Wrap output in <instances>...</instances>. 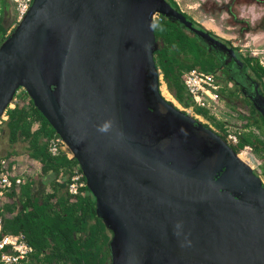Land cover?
Segmentation results:
<instances>
[{"label":"water","instance_id":"obj_1","mask_svg":"<svg viewBox=\"0 0 264 264\" xmlns=\"http://www.w3.org/2000/svg\"><path fill=\"white\" fill-rule=\"evenodd\" d=\"M156 12L225 50L264 116L233 47L167 0H32L0 41V116L22 86L65 141L109 228L110 264H264V182L162 94Z\"/></svg>","mask_w":264,"mask_h":264},{"label":"trees","instance_id":"obj_2","mask_svg":"<svg viewBox=\"0 0 264 264\" xmlns=\"http://www.w3.org/2000/svg\"><path fill=\"white\" fill-rule=\"evenodd\" d=\"M167 1L180 9L175 0ZM4 8H7L6 0H0V41L7 30L3 21ZM154 34L162 40L154 52L156 66L168 91L181 105L188 107L193 103L183 83L184 70L198 66L215 71L216 59L197 36L189 35L182 26L164 15L154 21ZM239 56L253 78L264 86V65L258 57L252 54ZM194 111L205 113L197 106H194ZM5 113L7 118L3 121L4 125H0V131L6 128L10 144L27 141L23 156L28 161V169L25 171L26 181L7 190L0 235L23 232L33 245V251L21 264H110L109 228L98 212L94 196L86 184L76 194L66 188L77 164L76 159L63 150L56 154L47 150V137L54 129L31 99L29 103L8 107ZM35 120L40 123L37 127L33 126ZM253 138L251 133L241 132L239 142L232 147L238 151L242 145L249 143L254 153L261 148L264 150V139ZM17 153L12 148L3 155L7 157ZM34 162L40 174H51L49 187L44 186L39 196H33L31 191L36 172L31 171ZM82 178L85 179L84 176Z\"/></svg>","mask_w":264,"mask_h":264},{"label":"built area","instance_id":"obj_3","mask_svg":"<svg viewBox=\"0 0 264 264\" xmlns=\"http://www.w3.org/2000/svg\"><path fill=\"white\" fill-rule=\"evenodd\" d=\"M7 1L10 5L12 13L14 14V17L12 23L6 30V34L23 16L32 0ZM157 17L158 12L154 13L153 19H157ZM159 74L161 78L162 74L160 73V69ZM182 78L186 91L190 95L193 103L192 105L188 106L189 111H191L192 108L194 109V106L205 108L209 111L217 109L216 107H218L220 98V82L216 71L205 70L198 66H193L184 70ZM25 91L26 90L22 86L17 88L7 108L13 107L17 103H29L31 99L29 94L27 93L25 97L22 96V93H25ZM5 111L0 116V125L7 118ZM192 114L200 117V115L197 113ZM34 125L35 127L39 126V120H35ZM240 133L241 131L239 130H227L224 133V139L230 145H235L239 142ZM251 149V145L246 143L242 145L236 152L238 155H240L242 152L250 155ZM47 150L51 154H56L63 150L69 156H72V153L68 149L65 141L56 131H53L47 137ZM22 156L23 154H21V156L12 154L7 157L5 155H0V233L2 232L3 224V203L8 197L7 190L11 186L19 185L27 179L25 171L28 169V161L24 158V156L23 158H20ZM249 165L253 168V164H251V162ZM33 168H37V165L34 164ZM82 176L83 173L79 167V164L77 163L73 169V173L70 176V180L66 185V188L70 193H78L80 187L86 184V181L82 178ZM32 251L33 245L27 240L23 232H5L0 235V264H21L28 258Z\"/></svg>","mask_w":264,"mask_h":264},{"label":"rangeland","instance_id":"obj_4","mask_svg":"<svg viewBox=\"0 0 264 264\" xmlns=\"http://www.w3.org/2000/svg\"><path fill=\"white\" fill-rule=\"evenodd\" d=\"M175 1L181 10L185 11L197 22V26H202L207 31L236 47L238 50L241 48L242 53L245 55H255L259 58V60L264 62V49L258 45L261 41L258 40V37H260L259 35H264V0ZM4 12L3 21L5 22L6 28H8L13 21L14 14L11 10L7 11L5 8ZM160 79V90L163 91L164 88V91L168 93V97H166L163 93L162 94L180 109L190 112L189 114L207 124L208 127L220 135L222 132L225 133L227 130H237L236 125H233L234 123L231 121L232 119L229 116L222 117L224 113L222 114L219 112V105L216 107L217 109L207 113L206 110L205 113H197L193 108L189 111L188 107L181 105L168 91L162 76ZM22 96L25 97L26 94ZM192 113H197L200 117H197ZM222 118L226 120L222 121ZM220 120L223 122L222 127L216 123H220ZM260 132L264 135V131L260 130ZM7 136V130L4 127V130L0 131V154H3L6 150H12V148H15L19 154L26 151L27 141H15L10 144ZM252 149L250 151V155L243 153L240 157L249 164L250 162L253 164V169L264 182V157L262 158L263 151L259 149L260 151L255 150L254 153ZM20 158H23V156ZM31 171H37V168L32 169Z\"/></svg>","mask_w":264,"mask_h":264},{"label":"crops","instance_id":"obj_5","mask_svg":"<svg viewBox=\"0 0 264 264\" xmlns=\"http://www.w3.org/2000/svg\"><path fill=\"white\" fill-rule=\"evenodd\" d=\"M8 10H11L10 5L7 3V8ZM5 13V12H4ZM260 37H258V40L260 41L258 45H260L264 49V35L260 34ZM250 37V36H249ZM262 43V44H261ZM236 48V47H235ZM237 49V48H236ZM239 54L241 56H245L244 53H242L241 48L238 50ZM259 59V58H258ZM262 62L264 65V62ZM247 70L250 74V76L253 78V75L250 73V70L247 67ZM219 82H220V98H219V112L224 113L222 117L229 116L234 123L233 125H236L237 130L247 133V134H252L254 135V140L256 139L255 137H258L260 139H264V135L261 134V131H264V116L258 111V109L250 102V107L248 103L245 101L241 100V95L240 91L237 89H234V87L231 85L230 81H227L225 79H222V77H219ZM254 79V78H253ZM255 80V79H254ZM264 84V77L262 78ZM257 81V80H256ZM258 82V81H257ZM262 93L264 94V86H262L258 82ZM226 91V92H225ZM204 111L206 110L207 112H210L209 110L203 108ZM224 111V112H223ZM226 119L222 118V121ZM219 121V120H217ZM221 121V120H220ZM216 122L219 126H223V122ZM236 123V124H235ZM35 127V125H33ZM263 151L262 153V158L264 157V150L261 148ZM260 151V150H257ZM7 150L4 151L3 154H6ZM0 154V155H3ZM21 154H24L23 152ZM21 154H17L18 156ZM16 155V154H15ZM49 172H46L45 174H40L39 171H36L33 174V182L31 184V191L33 196H36L40 194V192L44 189V186H48V182H50L51 176H49ZM51 175V174H50Z\"/></svg>","mask_w":264,"mask_h":264},{"label":"flooded vegetation","instance_id":"obj_6","mask_svg":"<svg viewBox=\"0 0 264 264\" xmlns=\"http://www.w3.org/2000/svg\"><path fill=\"white\" fill-rule=\"evenodd\" d=\"M7 3L8 1L6 0V7H7ZM180 8V7H179ZM180 11H182V13H184L186 16H189L185 11L181 10V8L179 9ZM161 13H158V17L157 19L161 18ZM191 21L194 20L192 17H188ZM156 19H154L155 21ZM193 22V21H192ZM195 26H197L196 23H194ZM198 28L204 29L202 26H197ZM183 29L189 34V35H194L190 30H188L187 28L183 27ZM212 36H214L215 38L223 41L227 46H232L229 43L225 42L224 40L218 38L217 36H215L214 34H212L211 32H209ZM157 43H158V47L162 44V40L159 37L158 39L156 38ZM202 42V44L204 45L205 49L210 52L212 54V56L215 57L216 59V67H215V71L217 73V76L222 77V79H225L227 81L231 82V85L234 87V89H238L240 91V97L242 101H246L250 107V102L253 104L251 98H250V85L247 82V79L245 78V75L242 73L240 66L238 65H234L231 66L229 60L226 58V52L225 50H220L217 47L213 46L210 49L208 48L209 45H207L204 41L200 40ZM233 50L235 52V54L237 55L238 58H240V54L238 52V49H236L234 46ZM156 51V50H155ZM154 51V52H155ZM242 60V58H240ZM244 86V87H242ZM254 105V104H253ZM40 124V123H39Z\"/></svg>","mask_w":264,"mask_h":264},{"label":"bare ground","instance_id":"obj_7","mask_svg":"<svg viewBox=\"0 0 264 264\" xmlns=\"http://www.w3.org/2000/svg\"><path fill=\"white\" fill-rule=\"evenodd\" d=\"M162 93H163V94H164L166 97H168V96H167V94H168V93H167L166 91H164V88H163V91H162ZM243 153H244V152L240 153V155H239V156H241ZM245 154H246V153H245Z\"/></svg>","mask_w":264,"mask_h":264}]
</instances>
